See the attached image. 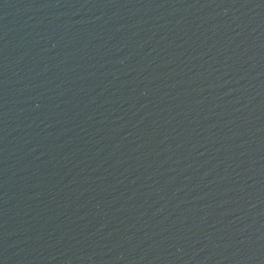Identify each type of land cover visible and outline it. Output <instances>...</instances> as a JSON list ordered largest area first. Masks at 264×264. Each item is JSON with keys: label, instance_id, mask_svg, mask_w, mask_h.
<instances>
[{"label": "water", "instance_id": "obj_1", "mask_svg": "<svg viewBox=\"0 0 264 264\" xmlns=\"http://www.w3.org/2000/svg\"><path fill=\"white\" fill-rule=\"evenodd\" d=\"M0 264H264V0H0Z\"/></svg>", "mask_w": 264, "mask_h": 264}]
</instances>
